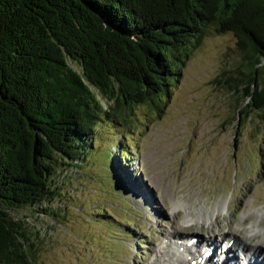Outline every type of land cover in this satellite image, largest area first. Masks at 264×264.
I'll list each match as a JSON object with an SVG mask.
<instances>
[{"label": "trees", "instance_id": "obj_1", "mask_svg": "<svg viewBox=\"0 0 264 264\" xmlns=\"http://www.w3.org/2000/svg\"><path fill=\"white\" fill-rule=\"evenodd\" d=\"M209 31L230 32L241 52L243 71L225 80L237 114L264 112V0H0V264L34 256L10 210L57 215L58 169L81 168L99 123L156 107ZM116 150L112 177L125 166Z\"/></svg>", "mask_w": 264, "mask_h": 264}, {"label": "rangeland", "instance_id": "obj_2", "mask_svg": "<svg viewBox=\"0 0 264 264\" xmlns=\"http://www.w3.org/2000/svg\"><path fill=\"white\" fill-rule=\"evenodd\" d=\"M242 65L233 35L209 31L156 107L138 104L120 125L99 123L81 168L61 167L53 178L57 215L10 210L32 242L30 264H178L161 246L169 235L224 234L223 245L246 241L264 258V112L237 114L240 94L225 86ZM117 146L125 166L112 177L108 154Z\"/></svg>", "mask_w": 264, "mask_h": 264}, {"label": "bare ground", "instance_id": "obj_3", "mask_svg": "<svg viewBox=\"0 0 264 264\" xmlns=\"http://www.w3.org/2000/svg\"><path fill=\"white\" fill-rule=\"evenodd\" d=\"M210 219L208 218V221ZM249 232L252 233L250 237L256 236L254 234L255 228L250 227ZM220 235L219 237L210 238L211 240H204L199 237L192 239L183 236L171 237L169 235V240H165L161 243V246L166 254L169 252L166 248L169 247L174 250L172 255H176L177 259L174 262L178 264H264V258H260L258 255L260 252L254 251L251 245L246 244V241L235 240L234 243L237 247L236 250H233L231 247L234 244L233 241L223 245L220 237H223L224 234ZM178 254H182L184 259H178Z\"/></svg>", "mask_w": 264, "mask_h": 264}]
</instances>
